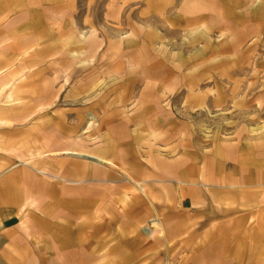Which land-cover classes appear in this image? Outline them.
<instances>
[{"label": "rangeland", "instance_id": "374dc122", "mask_svg": "<svg viewBox=\"0 0 264 264\" xmlns=\"http://www.w3.org/2000/svg\"><path fill=\"white\" fill-rule=\"evenodd\" d=\"M19 39L44 48L24 58ZM46 63V75L37 77ZM66 77L56 97L15 92L28 95L27 107L8 120L0 112V144L14 143L0 149V162L27 156L35 126L36 133L54 136L53 146L106 153L132 177L147 179L149 193L160 197L135 199L113 167L46 156L41 168L81 182L61 185L15 171L6 196L20 190L16 196L36 222L22 224L15 251L5 253L10 264H218L226 254L207 248L235 223L238 242L254 239L240 246L252 256L243 264H264V231L257 224L263 186L229 209L225 199L184 206L172 199L173 180L198 179L207 158L215 183L264 181V0H0V98L5 85L15 91L33 82L44 86L48 78L58 89ZM91 121L90 132L76 138ZM104 206L111 219L97 212ZM153 212L163 215L167 244L130 235L133 220ZM92 216L107 227L92 229ZM131 237L136 241L120 242Z\"/></svg>", "mask_w": 264, "mask_h": 264}, {"label": "crops", "instance_id": "0c3cea01", "mask_svg": "<svg viewBox=\"0 0 264 264\" xmlns=\"http://www.w3.org/2000/svg\"><path fill=\"white\" fill-rule=\"evenodd\" d=\"M95 32H92V34ZM91 35V34H90ZM84 39L86 38V35H83ZM16 46H18V49H20V53L22 54V57H34V55H40L39 50L44 48V45L41 42L33 43V41L29 39H19L15 42ZM53 45V44H52ZM45 46V49H54V46ZM65 46V44H64ZM12 46L9 45L4 47L3 55H4V61L7 63L10 59L8 57V49ZM60 47V46H59ZM56 48V47H55ZM70 46L66 49H69ZM72 52H75L76 50L70 49ZM56 52V51H55ZM65 52L61 53L63 55ZM54 62V61H53ZM8 64V63H7ZM52 64V63H51ZM46 67H44L42 70H39L40 72L37 73L38 75H43L48 69V65L50 63H46ZM8 74L4 73V76L7 77ZM46 75V74H45ZM47 77V76H46ZM49 78V77H48ZM48 78H44L45 83L41 85L35 84V82L29 84L28 88L21 87L20 89H16L15 91H11L9 89V85H5L3 87V93L2 97L0 98V102L4 103V106H0V112L4 114V119L8 120L11 118L12 114H15V111L18 110L21 107H27L25 104H23L25 101H22V99H26V96H14L15 92H29L30 93V99H43L48 98L51 96H57V91L59 89L62 90L64 87V79L65 82L68 80V77L62 79V85L58 89L55 88L56 85H54L53 82H49ZM5 84H9V82H6ZM20 110H23L21 108ZM28 115V114H27ZM2 119V118H1ZM12 119V118H11ZM92 125L94 126L95 123L91 121L89 125L84 126L80 130L77 131V133H80V136L77 135L76 138H80L85 133L87 134L90 132V128H92ZM88 127V128H87ZM61 134L63 135V123L61 124L59 128ZM31 131H34L32 136L30 137L31 144H30V150L27 156L19 157L17 161L13 160H6V157L4 158V161L0 162V264H5V260L8 261L6 264H10V259L5 255V253H10L15 251L14 244H15V238L18 235L22 234V224L25 225V223H29L34 220L31 219V213L33 210L29 207V209H25L22 206V202L19 200L20 190H15L13 195L6 196V190H11L12 186L15 184L14 175L15 171L19 170L21 174H29L30 179H36L35 177H42V176H48L52 178V181L57 184L64 185L68 182L79 184L81 180H77L76 178L68 177L65 174L57 173V172H51L45 168H41L39 166V160H42L46 156H54V155H74V156H80L81 159L86 160L85 162H81L83 166L84 164H87L89 167H92L93 169L100 170L99 166L96 164L103 165L105 167H113L115 169L119 170V174L123 177L124 181L128 182V184L122 186V190H125V192L131 194L135 199L141 200L142 198L149 199L150 202L154 199H159V195L154 191L153 194L149 193L148 186L146 183L148 182L147 179L141 178L137 179L135 177H132L128 172H126L125 169L121 168L118 164L115 163L113 159H110L108 156H106V153H96L92 151H84V150H76L71 147L68 148H62L53 146L52 140L54 138L53 135H49L47 130H42L41 132L36 133L35 126L31 129ZM91 138V136H88ZM95 141V137L91 138ZM91 139H86L87 142L92 141ZM9 139H7L8 141ZM93 141V142H94ZM38 142L40 143V146L37 145ZM77 145V144H76ZM14 146V143H5L2 146L0 144V149L3 151L5 147H11ZM5 153V151H4ZM4 153L1 154L4 157ZM109 155V154H108ZM1 159V157H0ZM174 165V163H172ZM29 169L34 172L29 171ZM18 171V172H19ZM23 171V172H22ZM28 173H27V172ZM191 171V170H190ZM37 173V174H36ZM213 169L211 167V162L207 158L204 161V164L202 166V171L200 174V177L197 179V177L192 175L189 180L183 179V177L174 179L173 182H176V184H172L175 188L174 194H172V199L175 198L176 202H178L181 206H184L186 203L188 205H196L200 204L201 202H204V200H218V199H225L223 200L224 205H227L226 209H229L230 206L237 203L239 200L241 201H250L254 198L255 194H258L260 192V189L258 190V184L259 186L264 187V181L260 183H248L246 185H241L240 183H230V184H220L214 182L213 177ZM45 178V177H44ZM158 180V179H157ZM94 181H100L99 179L96 180L94 178ZM115 182L116 180H108V182ZM119 181V180H118ZM97 185H93V188ZM171 186V185H169ZM171 186V187H172ZM245 186V187H244ZM112 186H109L108 188H111ZM240 187V188H239ZM244 187V188H242ZM97 193L93 191L90 193V197H96ZM174 196V197H173ZM152 197V199H151ZM262 198H264V192L262 194ZM68 202V201H67ZM230 205V206H229ZM160 209V208H159ZM225 209V207H224ZM27 210V211H26ZM32 210V212H31ZM97 212L99 210L104 214H106L109 219H111L110 213H112L110 210H108L107 207H100L96 209ZM159 211H162L161 209ZM238 210H236L234 213H237ZM264 212V211H263ZM65 213V212H64ZM31 215V216H30ZM30 219H27L29 218ZM87 216H89L87 214ZM162 216L159 212H153V213H147L142 216L137 217L134 219V225L132 226V230L130 231L131 234L135 235H144L145 238H151L154 241H162L166 244L169 243V237L168 232L166 231V228L163 225ZM86 219H89L88 217ZM96 216H92L90 218V224L92 225V229H97L98 231L100 229L106 228L108 222L101 223V224H94ZM35 221V220H34ZM89 221V220H88ZM36 222V221H35ZM124 222V221H123ZM122 222V225L124 227L125 223ZM33 223V221H32ZM258 228L262 229L264 231V216L263 220L260 218L257 219ZM65 225V224H64ZM27 226V224H26ZM240 228L239 223H235L233 225H230V227L226 228V232L222 234L224 236V239H222V242H219L218 244H212L209 245L207 248V251L213 252L216 250L221 251L223 254H226L225 257L221 258L222 260L219 261L218 264H243L246 263L247 260H250L252 256L249 254L247 255L242 254V249L240 246H249L253 245L254 239L251 238L249 240L244 239L243 243L238 242V236L236 234L237 230ZM249 229H252L251 226H249ZM101 232V230H100ZM127 235V233H123ZM136 238V237H135ZM81 239V238H79ZM189 238H186V240ZM88 242V246L94 247L93 245H97V240H89L86 239ZM85 240V241H86ZM136 240H133L131 238H126V240H121L120 242H130L133 243ZM219 240H213L212 242H218ZM86 243V244H87ZM78 245L82 246V242L78 240ZM237 245V246H236ZM9 255V254H8ZM3 257V258H1ZM3 259V260H2ZM170 264V263H166Z\"/></svg>", "mask_w": 264, "mask_h": 264}, {"label": "bare ground", "instance_id": "6f19581e", "mask_svg": "<svg viewBox=\"0 0 264 264\" xmlns=\"http://www.w3.org/2000/svg\"><path fill=\"white\" fill-rule=\"evenodd\" d=\"M93 126V125H92ZM88 128V127H87ZM86 134V133H85Z\"/></svg>", "mask_w": 264, "mask_h": 264}]
</instances>
